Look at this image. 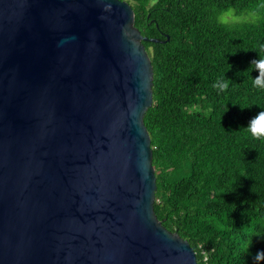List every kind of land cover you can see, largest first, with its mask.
Here are the masks:
<instances>
[{
	"label": "water",
	"instance_id": "95a60500",
	"mask_svg": "<svg viewBox=\"0 0 264 264\" xmlns=\"http://www.w3.org/2000/svg\"><path fill=\"white\" fill-rule=\"evenodd\" d=\"M169 38L127 0H0V264H198L154 206L143 41Z\"/></svg>",
	"mask_w": 264,
	"mask_h": 264
},
{
	"label": "trees",
	"instance_id": "16d2710c",
	"mask_svg": "<svg viewBox=\"0 0 264 264\" xmlns=\"http://www.w3.org/2000/svg\"><path fill=\"white\" fill-rule=\"evenodd\" d=\"M151 57L153 104L144 115L157 176L155 212L195 249L198 264H264V112L254 87L264 58V9L255 23H217L264 0H127ZM218 78L228 88L215 87ZM250 247H248V245Z\"/></svg>",
	"mask_w": 264,
	"mask_h": 264
},
{
	"label": "clouds",
	"instance_id": "9594fccd",
	"mask_svg": "<svg viewBox=\"0 0 264 264\" xmlns=\"http://www.w3.org/2000/svg\"><path fill=\"white\" fill-rule=\"evenodd\" d=\"M155 2L156 0H153V3ZM107 7L110 8L111 5L109 4ZM258 9H264V3L259 4L246 15H237L234 8L228 7L221 10L217 14L216 20L218 24L225 26L238 22L255 23L261 18ZM252 63L255 64L259 70V75L254 79L253 86L264 88V58L254 60ZM228 84L229 80L218 78L214 86L220 91H225L228 88ZM250 132L257 139H259L260 136L264 134V112H261L256 119L250 122ZM250 245L251 244H249L248 247H250ZM255 259L257 261L264 260V251L258 252L255 256Z\"/></svg>",
	"mask_w": 264,
	"mask_h": 264
}]
</instances>
